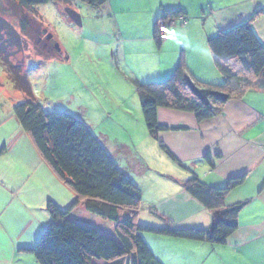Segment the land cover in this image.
I'll return each mask as SVG.
<instances>
[{"label":"crops","instance_id":"crops-1","mask_svg":"<svg viewBox=\"0 0 264 264\" xmlns=\"http://www.w3.org/2000/svg\"><path fill=\"white\" fill-rule=\"evenodd\" d=\"M147 2L144 12L151 21H156L164 11H181L187 21L192 16L198 22L167 27L160 43L153 39L157 52L168 44L167 48H171L166 51L168 57L162 59L158 53L153 59L157 78H133V81L162 82L181 62L195 85L203 89L220 85L222 77L213 63L207 39L240 24L249 23L264 47V0ZM109 10L114 12L113 7ZM21 97L23 94L10 83L0 86V264H38L28 250L36 245L51 222L47 204L65 210L74 200L72 191L43 161L14 117L12 109ZM83 119L90 128L87 116ZM157 122L164 129L156 138L148 134L146 127L144 136L151 140L150 150L158 152L162 162L159 170L153 168L161 185L149 187L147 192L140 186L137 178L146 181L151 177L148 175L151 166L147 164L141 170L132 168L137 176H133L135 180L129 179L140 191L138 224L157 229H208L213 212L183 188L184 182L193 177L215 190L223 189L230 179L243 177L241 184L227 192L225 206L246 204L239 213L237 230L224 245L143 234L155 258L162 264H264V90L253 88L239 98L226 100L214 117L202 121L191 113L159 108ZM99 139L114 161L118 151L122 152L121 159L133 157L132 163L143 159L136 151L135 156L129 153L123 138L106 137V142ZM171 166L182 175L172 172ZM119 167L128 178L127 169ZM90 216L78 205L68 218L115 238L114 224ZM91 264L104 262L92 260Z\"/></svg>","mask_w":264,"mask_h":264},{"label":"trees","instance_id":"trees-1","mask_svg":"<svg viewBox=\"0 0 264 264\" xmlns=\"http://www.w3.org/2000/svg\"><path fill=\"white\" fill-rule=\"evenodd\" d=\"M9 1L28 12L17 14L18 28L24 38L34 41L35 55L42 61L66 59L51 34L32 27L35 23L33 17L29 16L32 15L29 9L70 0ZM77 1L98 10L109 0ZM178 17H183L187 22L181 11H164L155 21L154 39L158 43L162 39L157 31L158 22ZM3 32L6 41L1 42ZM20 45L19 34L0 18V63L5 68L7 46L17 48ZM207 46L222 82L206 90L226 95V100L239 98L253 88L264 90V47L249 23L208 38ZM8 74L9 83L26 98L25 102L13 107L14 117L43 161L74 194V200L65 210L52 203L47 204L51 222L36 245L28 250L38 264H91L92 260H102L104 264H162L145 244L143 234L220 246L237 230L238 216L246 202L226 207L225 196L229 190L242 183L243 177L230 179L219 190L208 188L194 177L184 182V190L213 212L212 224L206 230L157 229L138 224L136 215L140 191L114 163L83 120L67 113L45 112L41 105L34 103L26 75L21 74L15 66L9 69ZM187 77L185 67L180 62L162 82L133 81L142 118L152 138H156L157 133L164 129L157 122L159 108L191 113L197 121L210 119L219 111L223 102L209 96L208 105L201 103L188 89ZM160 148L169 155L163 145ZM78 205L87 213L114 224L115 238L111 239L92 226L69 219V214Z\"/></svg>","mask_w":264,"mask_h":264},{"label":"rangeland","instance_id":"rangeland-1","mask_svg":"<svg viewBox=\"0 0 264 264\" xmlns=\"http://www.w3.org/2000/svg\"><path fill=\"white\" fill-rule=\"evenodd\" d=\"M147 3V0H110L105 7L94 10L77 0H70L30 8L29 14L32 15L29 16L33 17L35 23L32 27L51 34L66 56L64 60L42 61L35 55L34 41L24 38L19 32L17 14H27V10H20L9 0H0V18L13 26L21 39L20 47L6 48L4 56H7V68L0 63V86H8L9 69L18 67L20 73L27 77L34 103L41 105L45 112L67 113L78 120H84L83 117L87 116V120L91 121H87L89 129L96 138L104 139L105 142L106 137L123 138L129 153L135 156L136 151L143 159H137L139 166L134 162L132 166L130 160L133 157L121 159L122 152L118 151L113 161L118 167H125L128 179L133 180L137 174L133 173L132 168L141 170L146 164L150 165L148 175L151 177L146 181L137 178L146 192L149 187L161 185L154 169L159 170L162 162L158 152L150 150L151 140L144 136L145 125L132 81L133 78H157L153 59L159 54L162 59L167 58L166 51L171 49L166 44L165 48L157 52L158 41H153L155 20L151 21L144 12ZM110 7H113L114 12L109 10ZM66 8L80 15V27L65 15ZM193 18L189 16L187 23L198 22ZM177 25L181 27L182 24ZM5 38L3 32L1 42L6 41ZM43 41L44 37L41 39ZM25 100V97H21L15 105ZM100 144L105 146L104 142ZM171 167L168 169L182 175Z\"/></svg>","mask_w":264,"mask_h":264},{"label":"water","instance_id":"water-1","mask_svg":"<svg viewBox=\"0 0 264 264\" xmlns=\"http://www.w3.org/2000/svg\"><path fill=\"white\" fill-rule=\"evenodd\" d=\"M64 12H65V15L68 17V19L73 24L79 27L82 25L80 15L76 11L70 8H66ZM186 85L188 89L190 90V92L194 95V97H196L204 105L209 104V99H208L209 96H214L218 101H221V102H225L227 99L226 95H223L218 92H209L206 89H201L197 87L189 77H187L186 79Z\"/></svg>","mask_w":264,"mask_h":264},{"label":"built area","instance_id":"built-area-1","mask_svg":"<svg viewBox=\"0 0 264 264\" xmlns=\"http://www.w3.org/2000/svg\"><path fill=\"white\" fill-rule=\"evenodd\" d=\"M178 23L185 24L183 17H178L177 19H168L166 21H160L157 24L158 33L163 36L164 31L167 27H175Z\"/></svg>","mask_w":264,"mask_h":264}]
</instances>
